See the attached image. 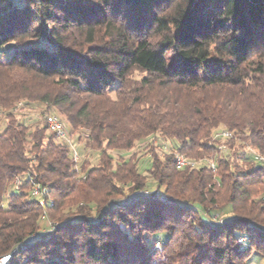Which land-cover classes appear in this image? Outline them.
<instances>
[{
	"label": "trees",
	"instance_id": "1",
	"mask_svg": "<svg viewBox=\"0 0 264 264\" xmlns=\"http://www.w3.org/2000/svg\"><path fill=\"white\" fill-rule=\"evenodd\" d=\"M20 102L45 106L43 117L22 120ZM48 109L97 165L48 130ZM0 111L6 264L264 256V166L250 154L264 156V0H0ZM221 128L233 133L224 152L211 139ZM152 135L169 150L152 141L148 159L115 163L110 150ZM176 152L203 163L177 169ZM27 175L53 206L31 197L28 180L12 188Z\"/></svg>",
	"mask_w": 264,
	"mask_h": 264
},
{
	"label": "built area",
	"instance_id": "2",
	"mask_svg": "<svg viewBox=\"0 0 264 264\" xmlns=\"http://www.w3.org/2000/svg\"><path fill=\"white\" fill-rule=\"evenodd\" d=\"M20 105H22V103H20ZM44 121L48 130L53 133L59 141L67 143L73 148L74 158L75 160H79L81 158V154L79 149L77 148V144L75 143V138L71 135L70 130L66 127L65 122L63 121L61 116L57 113L49 112L44 115ZM232 137L233 133L226 128L217 129L211 135L212 141H221V143L218 145V148L222 152L227 150L226 141ZM251 153L255 155L256 161L260 162L262 166H264V156L256 153L253 150ZM174 158L176 167L180 170L186 168L194 169L199 167L203 163V160L191 159L179 152L175 153ZM209 166L215 168L214 162H209ZM26 180H28L31 184L30 194L32 198L38 200L39 204L43 207H47V204H49L50 206L54 205L52 198L47 195L46 188H44L40 183H37L31 176H17L12 183V188L14 190L20 189ZM42 218H47L46 210L43 211ZM223 223L224 219L219 214H216L212 219L213 225H222ZM246 240L247 239L245 236L239 238L240 243H246ZM8 259L9 256L0 258V264H6Z\"/></svg>",
	"mask_w": 264,
	"mask_h": 264
},
{
	"label": "rangeland",
	"instance_id": "3",
	"mask_svg": "<svg viewBox=\"0 0 264 264\" xmlns=\"http://www.w3.org/2000/svg\"><path fill=\"white\" fill-rule=\"evenodd\" d=\"M136 75L139 76V73H135ZM20 103H22V105H20ZM19 103V108L18 109V114L20 116V118L24 121H31V120H35V119H41L43 116L41 115L42 113V110H45V106L43 105H40V104H33L31 105L30 107H24V108H21L24 106V102H20ZM49 112H54V113H59L57 112L55 109H51V110H47V113ZM46 113V114H47ZM4 118L1 114V111H0V128L2 129L5 125V121H3ZM65 125L68 129H70V125L68 123L65 122ZM154 141V143L156 145H162L164 148L168 149L169 150V147H171V143L169 141H166L164 140L162 137L160 136H155V135H152V136H149L147 139L143 140V141H140L139 143H137V145L132 148L131 150L127 151V152H117V151H111L110 152L114 155V159H115V163L120 159L119 157L120 156H123L124 158H128L131 154H134L135 157H142V156H147L146 159H148L149 155L147 154L148 153V149L150 148L149 147V142H152ZM76 144H77V148L79 149L80 151V154H81V158L79 159L82 160L83 158H87L88 160V163L90 164V166H95L98 164V158H97V153L94 151V150H85V139H84V136L81 137V140L80 141H76ZM158 150L162 151L163 148H158ZM162 153V152H160ZM251 154V157L254 159L255 163L258 165V166H262V164L258 161H256L255 159V155ZM146 166H147V162H145ZM151 189H149L151 192L155 191V186H150ZM115 198H122V197H115ZM223 218H225V216H222ZM48 225H50L49 222H47ZM159 244H156V247L159 248ZM250 264H264V256L260 255V254H257V253H254L251 258H250Z\"/></svg>",
	"mask_w": 264,
	"mask_h": 264
}]
</instances>
